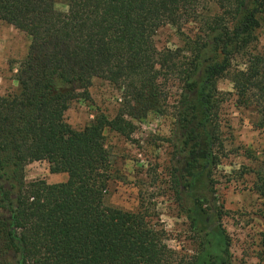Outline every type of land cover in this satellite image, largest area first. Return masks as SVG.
I'll list each match as a JSON object with an SVG mask.
<instances>
[{"label": "trees", "instance_id": "1", "mask_svg": "<svg viewBox=\"0 0 264 264\" xmlns=\"http://www.w3.org/2000/svg\"><path fill=\"white\" fill-rule=\"evenodd\" d=\"M64 1L59 8L56 0H0V20L31 36L19 90L0 96V264H170L166 232L142 206L127 211L105 202L113 169L104 131L128 136L134 124L126 113L136 119L162 113L174 96L170 85L177 86L173 188L180 199L189 196L210 178L225 148L222 77L233 83L237 103L256 105L264 127V53L254 46L264 0H218L219 11L209 17L201 0ZM191 23L198 31L186 33ZM166 24L182 33L181 47L158 48L155 36ZM95 77L123 86L125 110L73 129L65 113L74 99L89 97ZM35 161L68 179L27 182L26 166ZM255 174L264 196V163ZM190 217L199 221L196 212ZM221 241L211 236L192 264H231L227 247L217 252Z\"/></svg>", "mask_w": 264, "mask_h": 264}, {"label": "rangeland", "instance_id": "2", "mask_svg": "<svg viewBox=\"0 0 264 264\" xmlns=\"http://www.w3.org/2000/svg\"><path fill=\"white\" fill-rule=\"evenodd\" d=\"M56 1L59 8H64V0ZM200 4L204 17L219 11L218 0H201ZM189 29L198 31V25L191 23L184 31L189 33ZM256 38V51L264 53V12L260 14ZM155 40L161 50L176 49L184 43L182 33L172 24L161 26ZM30 44L29 34L0 20V96L19 90L17 73ZM234 63L244 66L241 58ZM119 85L104 78H93L89 97L70 103L66 121L77 130L94 123L101 114L109 119L122 114L127 99L123 86ZM169 88L174 96L179 93L177 86L171 84ZM218 89L226 94L220 112L225 148L219 154L218 164L211 167L210 178H202L184 199L176 195L172 178L174 96L162 113L153 111L143 119L126 113V118L134 124L128 136L110 128L104 131L113 169L105 202L127 211H138L142 206L151 224L166 232V243L174 252V261L170 264H192L211 236L222 240L223 247H217L218 254L228 248L224 256L231 264H264V196L255 189V172L264 163V127L259 125L256 105L237 103L228 75L218 81ZM205 148L206 144L202 143L197 158H203ZM190 150L188 162L195 158ZM67 179V173L51 172L47 161L26 166L27 182L46 180L55 184ZM204 190L206 196L202 194ZM195 197L201 201L195 202ZM195 212L199 221L193 224L190 216Z\"/></svg>", "mask_w": 264, "mask_h": 264}]
</instances>
